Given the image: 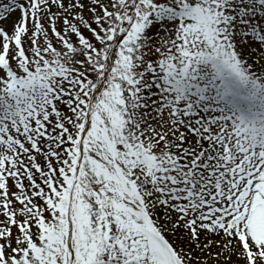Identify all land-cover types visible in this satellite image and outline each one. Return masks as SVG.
<instances>
[{
	"label": "snow or ice",
	"instance_id": "6c2138e0",
	"mask_svg": "<svg viewBox=\"0 0 264 264\" xmlns=\"http://www.w3.org/2000/svg\"><path fill=\"white\" fill-rule=\"evenodd\" d=\"M0 264H264V0H0Z\"/></svg>",
	"mask_w": 264,
	"mask_h": 264
}]
</instances>
